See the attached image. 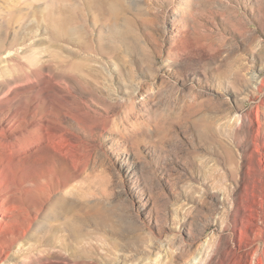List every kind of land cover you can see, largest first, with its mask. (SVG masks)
<instances>
[{
  "label": "rangeland",
  "instance_id": "obj_1",
  "mask_svg": "<svg viewBox=\"0 0 264 264\" xmlns=\"http://www.w3.org/2000/svg\"><path fill=\"white\" fill-rule=\"evenodd\" d=\"M0 198V264H264V0H0Z\"/></svg>",
  "mask_w": 264,
  "mask_h": 264
},
{
  "label": "bare ground",
  "instance_id": "obj_2",
  "mask_svg": "<svg viewBox=\"0 0 264 264\" xmlns=\"http://www.w3.org/2000/svg\"><path fill=\"white\" fill-rule=\"evenodd\" d=\"M9 208L10 207L7 204L6 205L3 204V199L0 198V213L3 216H6V214L9 213V211H10ZM0 248L4 249L5 248V243H1L0 242ZM54 257H55L56 261L55 262H50L49 264H85V263H88L90 261V259H92V258H88L87 257L86 259H88L89 261H85L84 259L83 260H77L78 257L72 258V257H70V256H68L66 254H62L61 252L54 253ZM245 264H253V261L250 260V262H247Z\"/></svg>",
  "mask_w": 264,
  "mask_h": 264
}]
</instances>
